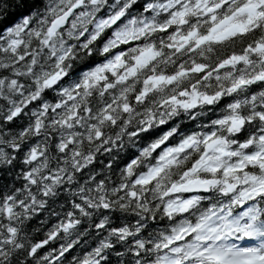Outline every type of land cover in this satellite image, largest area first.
Returning a JSON list of instances; mask_svg holds the SVG:
<instances>
[{
	"label": "clouds",
	"instance_id": "clouds-1",
	"mask_svg": "<svg viewBox=\"0 0 264 264\" xmlns=\"http://www.w3.org/2000/svg\"><path fill=\"white\" fill-rule=\"evenodd\" d=\"M0 264H264V0H0Z\"/></svg>",
	"mask_w": 264,
	"mask_h": 264
}]
</instances>
